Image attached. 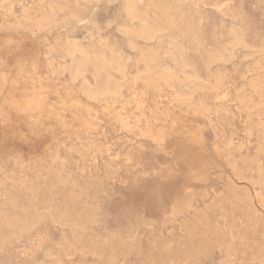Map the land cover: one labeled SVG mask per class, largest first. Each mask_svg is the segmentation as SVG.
Returning a JSON list of instances; mask_svg holds the SVG:
<instances>
[{
	"label": "rangeland",
	"instance_id": "rangeland-1",
	"mask_svg": "<svg viewBox=\"0 0 264 264\" xmlns=\"http://www.w3.org/2000/svg\"><path fill=\"white\" fill-rule=\"evenodd\" d=\"M195 1L173 2L170 16L159 20L160 24L146 10L144 18L160 28L146 41H130L122 34L120 25L134 24L126 20L121 0L101 2L97 6L100 14H93L83 1L72 7L73 13L85 12L86 17L95 18L93 35L103 31L129 59L127 79L121 84L131 103L113 106L129 127L121 126L104 103L94 105L82 97L80 82H72L69 72L47 74L42 66L47 46L43 36L21 32L15 37L12 27L0 29V264H51L48 255L60 264H264V190L252 184L258 178L257 168L264 169V156L256 152L264 143V128L260 127L264 123V70L256 68L260 59L264 65V0ZM12 12L19 15V7ZM0 15L1 24L3 12ZM171 16L175 24L168 25L166 19ZM9 21L14 23L12 18ZM82 27L68 35L86 43ZM233 32L243 36L247 48L238 52L233 65H207L214 53L227 55ZM159 43L162 48L172 44L206 82L212 83L221 74L233 85L217 93L205 86L196 89L193 99L206 104L208 110H186L172 99V89L154 76L157 69L174 67L170 58L156 66L150 64V72L134 60L139 51L132 45L155 50ZM257 49L260 55L251 53ZM106 76L99 80L85 74L95 87L103 86ZM153 76L155 81H151ZM148 82L158 84V90ZM29 99L34 101L33 109ZM81 142L91 143L82 162L79 155L64 148ZM230 164L239 168V176ZM60 169L77 187L59 189L56 171ZM189 171L199 177L188 178ZM107 174L108 184L98 186L97 196L86 194L87 184L96 180L91 176L106 178ZM232 181L240 193L249 191V211L240 200L209 204L219 194H228ZM185 198L197 208L187 221L171 214V203ZM9 219L29 221L28 229L14 234L4 227Z\"/></svg>",
	"mask_w": 264,
	"mask_h": 264
},
{
	"label": "bare ground",
	"instance_id": "bare-ground-1",
	"mask_svg": "<svg viewBox=\"0 0 264 264\" xmlns=\"http://www.w3.org/2000/svg\"><path fill=\"white\" fill-rule=\"evenodd\" d=\"M81 1L90 5V7H92V11L94 14V11L96 13V11L99 10V7H97V6L101 2H103V1L111 2V1H116V0H81ZM81 1L80 0H72V1H66V0H64V1H62V0H0V12H3V16H4L3 23L0 24V29L2 31H7V28L12 27V32L14 33L15 37H16V35L20 34L21 32L28 33L29 35H33L37 38L43 36L42 40H43V42L47 43V46H46V49L44 50V53H43V57H44L43 62L44 63H42V66L47 71V74H49L53 77V76H59L65 72H69L72 76L71 77L72 82H75V81L80 82V90H78V91H79V94L82 95V97L84 96L86 98V100L92 101L94 103V105H98L99 103H104L105 108L108 109V112L110 111V112H114L116 114L115 116L118 119V122L121 124V126L129 127L130 124L125 119H123V115L121 114V112H119L118 109H117L118 111L115 110L113 107L116 103H122V105L123 104L129 105L131 103V98L126 96L125 94H123L122 84H121L122 80L127 79L126 64H128L127 61L129 59L126 60L125 57L122 56L120 51H118V49L115 48V45L113 44V42H111L108 39V37H105L106 35L103 36V34H104L103 31L98 36L95 35L96 33L93 35V33L91 32V28L95 26V23H96V21L94 20L95 18L92 19L90 16H89V18L86 17L87 14L85 16V12L82 13L81 15L73 13L72 7H79L80 6L79 3ZM121 1H122V3H121L122 9H123V12L125 14L126 20L128 22H131L132 24H134L132 27H130V26H128V24L121 23V24H123V25H120L122 34L124 36H126L128 38V40H130V41H132V39H134V38H135V40H137L136 38H140V39H144L146 41V40H152L155 37V35L160 32V28L156 23L159 20H161L162 18H166L167 15L170 16V14H168V13L171 12L170 11L172 9L171 7H173V5L176 3L175 1H177V0H158V2H154V3H152V2L146 3L145 0H121ZM173 2H174V4H173ZM104 6H105V3H104ZM13 7H19V9H20L19 15H16L12 12ZM141 7H143V9H141ZM102 8H104V7H102ZM146 10H150L152 12L153 16H156L157 22L149 23L148 20L144 18L143 14L146 13ZM99 12H98V14H100ZM83 14H84V16H83ZM98 14H96V16ZM88 15H90V14H88ZM103 15L104 14H102V16ZM119 15L120 14H118V17H119ZM0 18H1V15H0ZM9 18L13 19V22H14L13 24L10 23ZM173 18H174V16L173 17L171 16V17H169V19H166L168 21V25L169 24L170 25L175 24ZM109 19L111 20V18H109ZM96 20H97V18H96ZM97 25H99V24H97ZM78 26H84L82 28L83 29L85 28L84 29L85 30L84 40L86 43H83V40L80 41V40H78L76 38H72L68 35L69 32H72ZM167 26L165 25V27H167ZM161 28H162V26H161ZM117 29H118V27H117ZM167 29H170V28H167ZM95 30H96V28H95ZM79 31H81V30H79ZM165 31H166V28H165ZM121 32H119V33H121ZM108 33L110 34V32H108ZM105 34H106V32H105ZM94 36H96V37H94ZM109 36H112V35H109ZM162 38H164V36ZM167 38L165 37L166 40H169ZM153 41H155V40H153ZM41 43H42V41H41ZM129 43H128V45L131 47V45ZM245 43L246 42L243 40L242 35H240L237 32H233L231 40L229 41V45H230L229 48L230 49L226 51L227 55H225L222 52L214 53L212 56H210L209 60L207 61V65L208 64L210 65L212 63H218V64L222 63V64L233 65L232 64L233 61L235 59L237 60L238 52H241L247 48V45ZM133 44H134V42H133ZM160 44L161 43H159V45H158L159 46L158 49H155V50H141V49H138L136 45L135 46L132 45V49H136L139 51L137 57H135L134 60L137 62H142L145 66L146 72H150L149 71L150 70V64L152 65V63H153V65H154L155 63H157L163 59L170 58L174 62V67L166 68V69H163L161 71L159 70L160 72L157 69L156 71L158 72V74L156 73L154 75V76H156L155 77L156 81L158 83L161 82L163 85H165L168 88H171L172 89V99L175 100L176 102L184 105L186 107V110H193L194 108H200L203 111L204 110L207 111L208 106L206 104H204L203 102H201L199 100L195 101L193 99V96H192L193 92L196 89L205 86V87H208L212 92L217 93L219 90L223 89L226 85L230 84L232 81L230 80V82H229L227 77H225L224 75L218 74L216 77L212 78L214 80L212 83L206 82L196 72H194L193 67L189 62L184 61L183 55L180 52H178V50L175 47H173L172 44L169 43V45L167 47H166V45H167L166 44L165 47H163V48L160 46ZM40 45L44 46L42 44H40ZM40 45H38V46H40ZM227 45H225V46L227 47ZM261 47L263 48V46H261ZM40 49H41V47H40ZM225 49H227V48H225ZM261 49H260V51H261ZM248 50H249V47H248L247 51ZM214 51H216V50H214ZM251 53H255V54L260 55L259 49L255 50V51L253 50V52H251ZM260 60H258V62H256V68L264 70V65L261 64ZM13 63H15V60ZM3 65H4V63H3ZM234 65H235V63H234ZM154 66H156V65H154ZM158 67L161 68V66H159V65H158ZM165 67H167V64ZM231 67H234V66H231ZM5 70H6V68H5ZM110 72H112V74L117 73L120 76V80L114 78L113 75L110 74ZM87 73H91L92 75H94L95 78H97L99 80H100V77L102 75L108 74V76H106L107 80L105 79L107 82L104 83V85L101 87L91 86V84H89L88 80L85 78V74H87ZM238 75H239V78H241V79H242V77H244V75L242 73H240ZM154 76H153V80H151V81H155ZM234 76H235V74H234ZM140 78H141V76H140ZM103 81H104V76H103ZM123 82L124 81H122V83ZM251 82L255 83L254 81H251ZM233 83L234 82H232V85H233ZM144 84H146V82ZM258 84L259 83H257V85H256L257 87L259 86ZM261 84L264 85V82ZM147 85L153 86L156 90H158L157 89V87L159 86L158 84H155V86H154L150 82H148ZM147 85H145V86H147ZM257 87H256V89H257ZM253 89H255V87ZM257 90H259V87ZM243 98H245V97H243ZM21 99H22V97H21ZM19 100H20V98H19ZM26 100H28V98H26ZM47 100H49V99H47ZM245 100H249V99H245ZM29 101H30V99H29ZM31 101H33V99ZM238 101L241 105H244V102H246V101L242 100L241 98ZM14 102H12V103H14ZM25 103H26V101L24 102V104ZM33 104L34 103L31 102V107H32L31 109H33ZM49 104H51V103H49ZM27 105H29V104L27 103ZM27 105H25L26 109L30 108ZM20 106L22 107L24 105H20ZM35 106H36V104H35ZM94 108H95V106H94ZM27 112L29 113L30 111L27 110ZM37 112H39V111H37ZM44 114H45V112H44ZM40 115L41 114L39 112V116ZM42 115H43V113H42ZM116 118H113V119L115 120ZM260 127L264 128V123H261ZM81 128H82V125H81ZM44 130H46V129H44ZM263 139H264V137H263ZM88 144L81 142L80 146H78V144H76V143H72V144H69L66 146L63 145V146H64V148L67 149L69 154L75 153V155L76 154L79 155L81 162H82V160L86 157V154H87L86 149L89 148ZM93 145H94V143H93ZM93 147L94 146H92V148ZM97 147H99V146H97ZM256 152H258L259 154L264 156V143L259 145ZM88 153H89V151H88ZM52 158H50V160ZM55 158H57V153L52 160H54ZM233 162H234V160H233ZM232 164H230V165L232 166ZM256 164H258V163H256ZM107 165H108V168L112 167L110 164H107ZM196 166L197 165H195V170H196ZM235 166H232L233 172L235 173V175L239 176V168H236ZM237 167H239V166H237ZM256 167H257V165H256ZM41 168H42V166H41ZM62 170L63 169L56 171V173H57L56 178L58 179L59 189L64 190L66 188V186H68V185H70V187H72V189L74 187H77L78 183H76V181L70 180L69 178H64L61 175ZM197 170H198V168H197ZM191 171H194L193 167H191ZM191 171H189V173L190 174L192 173V175H187V176H189L188 178H190V179H194V176L196 174H193V172H191ZM257 172H258V178L256 180L252 181V184H254V183L258 184L261 187V189L264 190V177H263L264 169H261L258 167ZM195 173H196V171H195ZM198 175L199 174H197L196 176L199 177ZM66 177H68V176H66ZM109 177H110L109 174L106 175V178L105 177L97 178V176L96 177L91 176L90 177L91 179L95 178L96 180H90V182L87 184L86 194L90 193L94 196H97V194L100 193L98 186H103V184L107 185L108 182L106 179H108ZM227 180H228V178H227ZM96 181H97L98 185L95 188L94 184ZM238 187H239V185H238ZM242 188H245V187H242ZM238 189H237V185H235V183H233V181H232V183L228 186V191L226 190L228 192V194L221 192L222 194L218 195V200H213V198H212L213 201H211V199H210L211 202L209 204L216 203L218 201L223 202L227 199H230L232 202L236 201V200H240V201L245 202L246 210L249 211V208H248L249 207L248 199H250L249 194H248L249 191L247 190L248 191L247 192V191L243 190V192L240 193L238 191ZM200 194H203V193L200 192ZM33 196H34V194H33ZM205 196H207V195H205ZM200 197H201V195H200ZM33 200H34V198H33ZM190 200L185 198L184 200L183 199L182 200H175L174 202H172L171 203V205H172L171 214L173 216L175 215V216L180 217L184 221H187L188 216L193 215L197 211V208L192 204V202ZM12 204H14V202ZM209 204H207V205H209ZM208 207L209 206H206V208H208ZM162 209H163V207H162ZM252 209H253V206H252ZM7 214H9V213H7ZM12 217H14V216H12ZM28 222H26V221L14 222V221H10V219H9L7 222H5L6 224L4 225V227L6 226L8 229H11L10 231H12V229H13L14 231H12V232L14 234H17V233H15L16 230L22 231V230L28 229V224H29ZM46 258H49V260L52 261L51 264H60V262L55 257H53L51 255H48Z\"/></svg>",
	"mask_w": 264,
	"mask_h": 264
}]
</instances>
